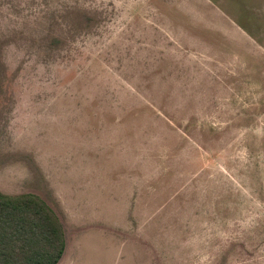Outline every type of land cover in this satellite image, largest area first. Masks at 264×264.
Listing matches in <instances>:
<instances>
[{
  "label": "rangeland",
  "instance_id": "1",
  "mask_svg": "<svg viewBox=\"0 0 264 264\" xmlns=\"http://www.w3.org/2000/svg\"><path fill=\"white\" fill-rule=\"evenodd\" d=\"M0 193L58 264H264V0H0Z\"/></svg>",
  "mask_w": 264,
  "mask_h": 264
},
{
  "label": "trees",
  "instance_id": "2",
  "mask_svg": "<svg viewBox=\"0 0 264 264\" xmlns=\"http://www.w3.org/2000/svg\"><path fill=\"white\" fill-rule=\"evenodd\" d=\"M65 245V228L45 200L0 193V264H58Z\"/></svg>",
  "mask_w": 264,
  "mask_h": 264
},
{
  "label": "crops",
  "instance_id": "3",
  "mask_svg": "<svg viewBox=\"0 0 264 264\" xmlns=\"http://www.w3.org/2000/svg\"><path fill=\"white\" fill-rule=\"evenodd\" d=\"M62 257H63V256H62ZM62 257H61V259H62ZM61 259H60V260H61ZM59 262H60V261H59ZM59 262H58V263H59Z\"/></svg>",
  "mask_w": 264,
  "mask_h": 264
}]
</instances>
